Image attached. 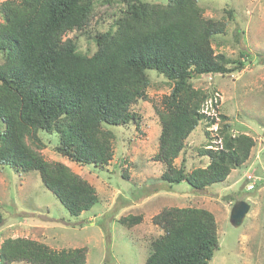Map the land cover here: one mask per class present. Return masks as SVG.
<instances>
[{
  "label": "trees",
  "instance_id": "1",
  "mask_svg": "<svg viewBox=\"0 0 264 264\" xmlns=\"http://www.w3.org/2000/svg\"><path fill=\"white\" fill-rule=\"evenodd\" d=\"M201 1L206 0L1 2L0 166L15 174L37 172L70 216L89 211L98 201L95 188L63 163L45 160L39 132L56 135L55 151L69 162L104 170L113 158L110 127L138 125L131 107L147 100L148 72L154 71L170 88L156 110L160 132L153 160L164 167L160 180L185 182L194 190L223 182L248 160L254 140L230 134L224 115L218 121L207 117L208 94L191 84L194 77L243 68L241 55L234 61L215 54L212 42L226 26L204 18ZM71 33L74 37L66 38ZM80 38L94 45L92 53L80 50ZM202 122L206 128L218 124V142H209L204 131L208 142L199 155L208 164L186 172L174 161ZM140 220L128 216L119 222L130 227ZM152 223L161 234L150 242L144 264H209L219 250L215 218L207 210L164 208ZM86 252L84 247L57 251L33 239L6 238L0 264H85Z\"/></svg>",
  "mask_w": 264,
  "mask_h": 264
},
{
  "label": "rangeland",
  "instance_id": "2",
  "mask_svg": "<svg viewBox=\"0 0 264 264\" xmlns=\"http://www.w3.org/2000/svg\"><path fill=\"white\" fill-rule=\"evenodd\" d=\"M199 6L204 18L225 23V34L212 42L215 54L234 61L241 55L243 68L226 75L194 77L191 84L208 94L203 107L207 117L218 121L224 115L230 134H246L254 140L248 160L223 182L204 190H194L185 182L163 183L164 167L153 160L160 132L156 110L170 88L163 77L149 71L147 100L131 107L138 125L110 127L115 136L113 158L104 170L69 162L55 151L56 135L39 132L43 158L63 163L95 188L98 201L89 211L70 216L43 187L37 172L15 174L0 166V244L6 238L24 237L57 251L84 247L85 264H144L150 242L161 234L152 217L164 208L194 207L209 211L217 225L219 250L209 264H264V0H206ZM73 37L71 33L66 38ZM78 45L80 50L94 51V45L83 38ZM217 128L218 124L206 128V122L200 123L174 165H182L186 172L205 167L208 158L199 155L208 142L204 131L209 142L217 143ZM3 129L0 121V133ZM249 184L252 190L246 189ZM236 201H245L250 208L234 228L229 216ZM128 216L141 220L130 227L121 225L119 221Z\"/></svg>",
  "mask_w": 264,
  "mask_h": 264
},
{
  "label": "water",
  "instance_id": "3",
  "mask_svg": "<svg viewBox=\"0 0 264 264\" xmlns=\"http://www.w3.org/2000/svg\"><path fill=\"white\" fill-rule=\"evenodd\" d=\"M249 204L245 201H236L231 210H230V216H229V223L232 227L237 228L239 227L246 214L249 211Z\"/></svg>",
  "mask_w": 264,
  "mask_h": 264
},
{
  "label": "built area",
  "instance_id": "4",
  "mask_svg": "<svg viewBox=\"0 0 264 264\" xmlns=\"http://www.w3.org/2000/svg\"><path fill=\"white\" fill-rule=\"evenodd\" d=\"M250 178H251L250 176H247V177H246L247 180H250ZM253 188H254L253 184H249V185L246 187L247 190H252Z\"/></svg>",
  "mask_w": 264,
  "mask_h": 264
}]
</instances>
